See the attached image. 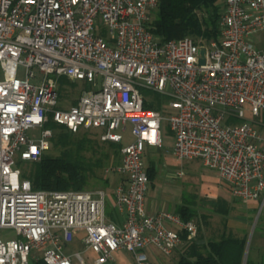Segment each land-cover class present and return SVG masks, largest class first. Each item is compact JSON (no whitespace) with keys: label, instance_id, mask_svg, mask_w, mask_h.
I'll return each mask as SVG.
<instances>
[{"label":"built area","instance_id":"built-area-1","mask_svg":"<svg viewBox=\"0 0 264 264\" xmlns=\"http://www.w3.org/2000/svg\"><path fill=\"white\" fill-rule=\"evenodd\" d=\"M223 1L217 38L160 41L149 30L158 0H0V230L16 234L0 236V264H116L121 251L153 264L155 252L181 246V233L194 239L195 221L146 211L143 157L162 145V121L176 159L215 170L235 199L264 201L262 137L244 118L245 108L264 113V48L251 40L264 31V0ZM60 77L91 87L60 107ZM141 89L168 96V113L144 108ZM50 121L121 144L119 163L104 170L119 175L115 219L102 189L37 190L21 178L15 157L40 160ZM73 241L82 251L66 252Z\"/></svg>","mask_w":264,"mask_h":264},{"label":"rangeland","instance_id":"rangeland-1","mask_svg":"<svg viewBox=\"0 0 264 264\" xmlns=\"http://www.w3.org/2000/svg\"><path fill=\"white\" fill-rule=\"evenodd\" d=\"M223 0H218L217 4L220 7V12L223 8ZM105 29L100 24V20H95V30ZM206 41L204 38H199ZM257 49L264 48V31L255 34L251 37ZM83 86L90 88L91 85L79 81L74 90L67 89L66 94H61L63 99L60 107H65L72 104V101L77 99L83 91ZM144 95L148 101L157 103L160 112L166 115L169 111V97L157 92L143 89ZM244 118L252 121L255 127L261 132L262 140L259 146L264 150V113L258 116H253L247 108H245ZM257 122L260 124L257 125ZM263 124V125H262ZM39 135L38 131H34ZM82 131L77 137H80ZM162 145L160 147H146L143 157L145 167L150 160L155 161L156 173L152 181L148 183L146 192V211L155 212L157 210L169 211L176 213L178 207L186 205L195 212L192 219L200 228V239L202 242L208 240H219L221 236H240L243 231L247 234L246 246L248 251V264L264 263V201H241L235 199L229 190L226 182L221 180L219 174L215 170H211L202 165L200 160H178L173 156L172 145L173 136L168 129L166 121L161 124ZM87 137L92 140L99 141V146H102L100 139V130L94 129L87 132ZM122 144L130 142L132 137L130 129L122 133ZM47 154L57 155L58 151L51 147L46 151ZM16 164L21 171L28 170L29 166L25 161H20L17 157ZM117 159L111 158L107 161L103 168L98 171L99 177H106L107 183H102L100 179L92 180L93 186L86 190L102 189L107 195L106 216L115 213V199L113 195L114 188L119 182L117 173H105L107 167H111L117 163ZM180 173V175H177ZM223 201L230 208L227 216L214 211L213 203L215 201ZM259 211V212H258ZM203 217L206 219L204 220ZM0 236L2 239H12L16 237L15 230L1 229ZM82 251V246L78 241H73L69 244L67 253ZM86 261H91V253H82ZM178 255V250L171 256H164L159 252H155L151 257L153 264H172ZM116 264H133L131 254L126 251L117 252L115 254ZM73 262L78 264L73 258Z\"/></svg>","mask_w":264,"mask_h":264},{"label":"trees","instance_id":"trees-1","mask_svg":"<svg viewBox=\"0 0 264 264\" xmlns=\"http://www.w3.org/2000/svg\"><path fill=\"white\" fill-rule=\"evenodd\" d=\"M218 0H158L156 9L152 14L149 30L160 41L181 39L186 36L195 39L204 38L211 40L217 38V24L220 15ZM60 93L74 90L77 82H71L65 77L59 78ZM83 86L82 90H86ZM144 95L143 89H141ZM145 96V95H144ZM77 99L72 101V104ZM144 108L160 112L157 103L144 101ZM240 122V120H237ZM53 129L51 148L58 151L57 155L44 153L39 161L26 162L29 169L21 171V178L30 181L33 189L37 190H86L93 186L92 180L100 179L107 183L108 179L98 176V171L103 168L111 158L120 161L121 144L109 140L99 141L89 139L87 131L71 133L62 125L51 121L47 124ZM117 163H114L115 165ZM146 172L149 181H152L156 169L155 161L150 160ZM214 211L227 216L230 208L223 201L213 203ZM176 214L183 220H192L195 216L193 209L186 205L178 207ZM116 211L109 214L108 218L115 219ZM205 220L206 218L203 217ZM194 239H187L181 233L183 242L177 249V259L172 264H242L245 254L247 234L245 231L238 236H221L219 240L202 242L200 228ZM176 250V251H177ZM36 264H43L42 262ZM245 264H248V255ZM264 264V263H262Z\"/></svg>","mask_w":264,"mask_h":264},{"label":"water","instance_id":"water-1","mask_svg":"<svg viewBox=\"0 0 264 264\" xmlns=\"http://www.w3.org/2000/svg\"><path fill=\"white\" fill-rule=\"evenodd\" d=\"M204 52H205V50H204V48H202V49L200 50V54L203 55ZM199 63H200V64H203V63H204V58H203V57L200 58ZM258 212H259V211H258ZM247 251H248V249H247V247H246V249H245V254H244V258H243V263H242V264H245L246 257H247Z\"/></svg>","mask_w":264,"mask_h":264},{"label":"crops","instance_id":"crops-1","mask_svg":"<svg viewBox=\"0 0 264 264\" xmlns=\"http://www.w3.org/2000/svg\"><path fill=\"white\" fill-rule=\"evenodd\" d=\"M260 123L259 122H257V125H259ZM254 125V127H255V124H253ZM263 125V124H262ZM256 128V127H255ZM257 129V128H256ZM257 131L259 132V134L261 135V137H262V134H261V132L257 129ZM146 205V204H145ZM148 212V211H147ZM148 213H152V212H148Z\"/></svg>","mask_w":264,"mask_h":264}]
</instances>
